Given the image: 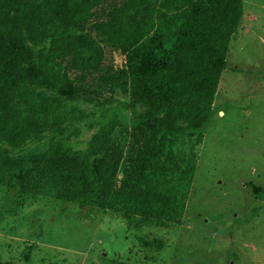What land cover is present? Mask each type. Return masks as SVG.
I'll return each instance as SVG.
<instances>
[{"label":"trees","instance_id":"trees-1","mask_svg":"<svg viewBox=\"0 0 264 264\" xmlns=\"http://www.w3.org/2000/svg\"><path fill=\"white\" fill-rule=\"evenodd\" d=\"M241 18V0H0V186L83 218L178 223ZM117 91L138 114L75 149L85 119L68 103L109 107Z\"/></svg>","mask_w":264,"mask_h":264},{"label":"rangeland","instance_id":"rangeland-1","mask_svg":"<svg viewBox=\"0 0 264 264\" xmlns=\"http://www.w3.org/2000/svg\"><path fill=\"white\" fill-rule=\"evenodd\" d=\"M241 2L180 221L138 226L108 209L83 218L69 202L0 186V261L264 264V0ZM105 53L120 64L118 53ZM114 98L101 108L68 103L85 119L70 133L75 149L84 151L107 119L138 114L127 95L117 91Z\"/></svg>","mask_w":264,"mask_h":264}]
</instances>
